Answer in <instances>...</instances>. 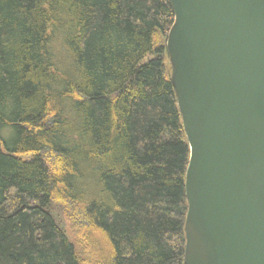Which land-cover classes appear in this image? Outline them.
<instances>
[{
    "label": "trees",
    "instance_id": "obj_1",
    "mask_svg": "<svg viewBox=\"0 0 264 264\" xmlns=\"http://www.w3.org/2000/svg\"><path fill=\"white\" fill-rule=\"evenodd\" d=\"M174 20L169 0H0V264H185Z\"/></svg>",
    "mask_w": 264,
    "mask_h": 264
},
{
    "label": "water",
    "instance_id": "obj_2",
    "mask_svg": "<svg viewBox=\"0 0 264 264\" xmlns=\"http://www.w3.org/2000/svg\"><path fill=\"white\" fill-rule=\"evenodd\" d=\"M190 145L185 264H264V0H169Z\"/></svg>",
    "mask_w": 264,
    "mask_h": 264
},
{
    "label": "rangeland",
    "instance_id": "obj_3",
    "mask_svg": "<svg viewBox=\"0 0 264 264\" xmlns=\"http://www.w3.org/2000/svg\"><path fill=\"white\" fill-rule=\"evenodd\" d=\"M64 225H65L66 232H67L69 238L75 243L77 251L80 252L81 251L80 246L77 242L76 236H75L74 231L72 229V225H71V223L67 217L64 218Z\"/></svg>",
    "mask_w": 264,
    "mask_h": 264
}]
</instances>
